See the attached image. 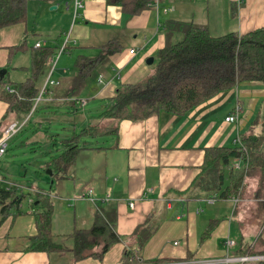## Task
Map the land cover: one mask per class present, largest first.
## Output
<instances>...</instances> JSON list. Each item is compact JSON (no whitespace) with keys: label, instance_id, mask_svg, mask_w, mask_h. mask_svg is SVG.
Returning <instances> with one entry per match:
<instances>
[{"label":"crops","instance_id":"obj_1","mask_svg":"<svg viewBox=\"0 0 264 264\" xmlns=\"http://www.w3.org/2000/svg\"><path fill=\"white\" fill-rule=\"evenodd\" d=\"M234 5L231 0H159V12L152 4L141 14L128 16L119 7L107 5L106 0H84L79 17L73 20L71 0H30L26 21L0 30V72L6 71V82L9 72L25 75L29 63L26 56L35 43L42 42L44 48L56 52L69 36L71 43L49 78L60 82L61 89L57 91L66 95V87L79 74L78 61L96 58L101 54L100 47L117 40L122 49L95 67L82 90L73 93L77 97H72L101 101L105 110L117 88L140 84L153 74L157 54L165 46L167 21L201 22L213 37L242 35L264 27V0H243L239 7L235 5L233 14ZM162 9L170 11L164 14ZM178 38L172 37L173 41ZM13 47L17 49L14 53L10 52ZM150 58L153 64L147 65ZM47 77L46 65L37 83L39 89ZM44 98L48 102L42 103L40 110L48 113L50 107L56 111L77 105L64 101L67 97L52 100L46 94ZM263 98L261 83L244 82L184 116L161 112L143 121H122L116 142L112 136L96 137L95 145L89 147L101 149L79 152L72 178L61 179L64 182L57 187L58 195H49L53 200L57 198L53 202L52 233L71 247L68 236L74 230L90 227L95 207L99 206L110 213L113 231L120 241L102 259L88 258L80 263H74L69 252H28L36 230L27 203L31 198L27 196L26 205H21L23 214L0 215V264H121L124 252L139 254L143 264H232L224 260L247 256L258 234L264 246V229L244 210L251 202L244 204L243 199L238 202L235 196H227L208 204L209 198L203 195L196 199L191 192L206 149L234 147L237 137L259 136L256 130H262ZM7 110V104L0 100V138L5 126L21 121ZM234 114L238 124L226 123L225 119ZM85 123L94 125L100 120ZM87 190H93L100 201L108 200L100 205L81 200L80 195ZM258 209L253 206L252 213L256 215ZM239 238L242 243L236 250ZM228 242L233 244L229 246ZM261 251L253 250L254 255Z\"/></svg>","mask_w":264,"mask_h":264},{"label":"trees","instance_id":"obj_2","mask_svg":"<svg viewBox=\"0 0 264 264\" xmlns=\"http://www.w3.org/2000/svg\"><path fill=\"white\" fill-rule=\"evenodd\" d=\"M29 1L0 0V30L24 23L27 19ZM154 1L106 0V4L119 7L123 14L136 16L148 9ZM232 3L235 4L233 1ZM235 5L231 10L233 14L236 12ZM164 33L165 46L157 54L153 74L140 84L122 85L116 89L111 104L99 114L100 123L105 121L107 124L88 125L78 133L73 132L67 140L64 139V150L59 156L50 157L45 167L51 172V180L58 174H61V179L72 178L73 171L70 176L66 173L74 168L79 152L86 149L92 151L101 149L87 147L83 140L112 136L116 142L118 124L122 121H143L161 112L184 116L220 93L230 91L241 83H261L264 87V27L242 35L228 33L213 37L207 27L198 22L167 21ZM175 35L179 38L173 41L172 37ZM99 49L101 54L96 58L78 61L79 74L66 87V95H63L62 91H57L61 89V83L58 82L57 85L46 90L43 98L46 94L52 100L77 97L73 96V93L82 90L86 78L90 76L95 67L102 64L107 56L119 52L122 47L117 40H111ZM15 50L17 49L13 47L10 52L14 53ZM30 53L31 76L29 79L18 84L6 82V77L0 81V100L7 104V113L22 118V120L28 118L27 123L34 109L36 97L41 91L37 83L44 75L47 60L54 54V51L48 47L30 48ZM67 103L75 105L74 102ZM262 107L261 127L263 129L264 98ZM6 128L7 126L4 130ZM262 140L263 137L260 136H240L237 137L234 147L206 149L201 172L191 186L193 197L199 199L204 195L206 198L215 200L227 197L230 190L236 191L240 185V175L245 169L246 156H250L257 143ZM236 160L243 161L240 169L233 167ZM252 160L254 161V158ZM256 161H259L257 167L264 172V159ZM226 181H228L227 187L225 186ZM35 193H37L35 201L29 202L28 200L27 202L36 230L35 235L30 239L28 252L46 254L69 252L74 258V263H80L88 258L102 259L111 246L120 241V237L115 230L113 231L114 225L110 213H106L103 208L97 206L92 225L84 230H74L68 236L72 240V246L66 247L58 239L59 236L52 233L54 212L52 199L47 192L42 190ZM25 198L23 193L17 194L15 190L0 188V215L23 214L21 205ZM245 255L262 256L264 251L254 255L250 246ZM141 261L139 254L124 252L121 264H143ZM157 262L161 263L162 260ZM258 264H264V261Z\"/></svg>","mask_w":264,"mask_h":264},{"label":"rangeland","instance_id":"obj_3","mask_svg":"<svg viewBox=\"0 0 264 264\" xmlns=\"http://www.w3.org/2000/svg\"><path fill=\"white\" fill-rule=\"evenodd\" d=\"M30 41L31 45H33L34 38H31ZM28 56L27 73L24 71L21 73H26L25 75L19 74L14 76L15 73L9 72V82L14 83L15 79L18 84L30 78L31 57L30 55L26 57ZM87 102V107L85 105L81 106L80 103L75 107L66 106L57 108L56 111L50 107L49 113L40 110L42 103L34 106L28 124L9 140L7 151L0 159V188H9L15 190L17 194H25L24 206L26 205L27 196L31 198L30 201L35 199V192L37 190H42L53 196L55 194L58 195L57 187L64 182L61 180V174L54 176L51 180V176L47 174L48 171L45 167L50 157H57L64 150V139L67 140L74 131L78 133L82 128L86 127L85 120L89 121L88 124H92L97 119L99 121L98 114L104 110L101 101L89 99ZM95 110L98 112L97 117H94ZM16 120L22 121V118L18 117ZM256 133L260 137H263V140L257 143L253 153L248 156V162L245 165L243 173L240 175V185L236 191L230 190L228 197L235 196L238 202L239 199H243L245 201L244 204L251 202V204L245 206L244 210L248 218L253 217L259 227L264 229V209H262V207L264 208V172L257 167L259 161H256L264 159V128L260 131L256 130ZM83 141L86 142L88 147L96 143L93 138ZM110 143L111 141L109 140L107 144ZM253 158L254 161L252 160ZM72 171L73 169L69 170L66 175L70 176ZM225 186H228V181H226ZM229 187H231L230 184ZM220 190L222 191L223 189ZM253 199H257V201L253 202ZM56 200L57 198L52 199L54 204ZM253 206L259 207L256 215L252 213ZM260 236L261 234H258L255 245L251 246L252 250L261 249L264 251L261 243L262 240L258 241ZM241 243L242 240L239 238L236 250L239 249Z\"/></svg>","mask_w":264,"mask_h":264},{"label":"built area","instance_id":"obj_4","mask_svg":"<svg viewBox=\"0 0 264 264\" xmlns=\"http://www.w3.org/2000/svg\"><path fill=\"white\" fill-rule=\"evenodd\" d=\"M233 2H235V4H237V6L239 7L242 3L243 0H231ZM72 2V7H73V20H76L79 17V11L84 7V0H71ZM159 0H155L153 5L155 6V8L157 9L156 11L159 12ZM170 10L168 9H162V12L164 14H166L167 12H169ZM69 36H66L64 38L63 43L61 46H59L56 50V52H54V54L49 57V59L47 60V68H48V77L46 82L44 83V85L41 88V91L38 95V97H36L35 100V105L36 106L38 103H46L48 102L47 100H45L43 98V94L46 92V90H48L49 87L57 85V82H54L52 80H50V76L52 75L53 71L55 70V67L57 65V62L60 58V56L62 54H64L67 51V48L69 46V44L71 43L70 38H68ZM45 47V44L42 42H37L34 45V48H43ZM134 51H131L130 54H133ZM99 82L100 81L99 79ZM64 101L67 102H76V104L80 103L81 106L86 105V101L85 100H75V99H65ZM27 120L28 118L24 119L22 122H13L11 124L8 125V127L3 131L1 138H0V159L5 155L6 151H7V147H8V142L9 140H11L18 132H20L22 130V128H24V126L27 124ZM226 123H234V124H238V120H237V115L234 114L233 116H229L227 119H225ZM247 155V154H246ZM248 157L246 156L245 158V165L248 162ZM243 166V161L242 160H236L233 163V167L235 169H240ZM6 190H11L9 188H6ZM80 199L87 201L89 203H91L92 205H96L97 203L100 202H105L108 200V197L103 199V200H99L98 198L94 197L93 195V190H87L85 193H83L82 195H80ZM214 199H209L206 203L208 204H213ZM131 207H133V204H130ZM233 243L232 242H228L227 245L231 246ZM264 261V255L262 256H241V257H233V258H226L224 260L225 263H232V264H242V263H248V262H263Z\"/></svg>","mask_w":264,"mask_h":264},{"label":"water","instance_id":"obj_5","mask_svg":"<svg viewBox=\"0 0 264 264\" xmlns=\"http://www.w3.org/2000/svg\"><path fill=\"white\" fill-rule=\"evenodd\" d=\"M51 9H54V8H51ZM152 64H153V59L150 58V59L147 61V65H152ZM5 73H6L5 70H2V71L0 72V79H1V80L3 79ZM47 174H49V176H51V172H50V171H48Z\"/></svg>","mask_w":264,"mask_h":264}]
</instances>
